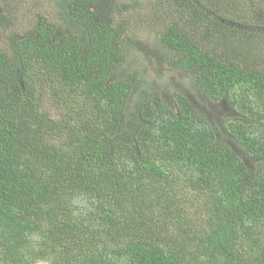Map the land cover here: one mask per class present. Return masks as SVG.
Masks as SVG:
<instances>
[{
	"label": "trees",
	"instance_id": "1",
	"mask_svg": "<svg viewBox=\"0 0 264 264\" xmlns=\"http://www.w3.org/2000/svg\"><path fill=\"white\" fill-rule=\"evenodd\" d=\"M19 1L0 0V264H264V0H154L151 52L218 121L160 90L115 0H47L21 35Z\"/></svg>",
	"mask_w": 264,
	"mask_h": 264
},
{
	"label": "rangeland",
	"instance_id": "2",
	"mask_svg": "<svg viewBox=\"0 0 264 264\" xmlns=\"http://www.w3.org/2000/svg\"><path fill=\"white\" fill-rule=\"evenodd\" d=\"M47 0H20L14 7L15 14L18 16L19 20L16 25L12 27L10 32L21 35L26 31L31 30L33 27V21L36 18L37 14H46L49 17L53 16V11L55 10V6L51 3H47ZM115 10L120 13L121 17L127 18V20L134 21L141 24L137 32L132 34L134 38L136 37V45L138 49L141 51L144 56L145 62L147 59H154L153 64L148 62L147 66L151 68L153 81L156 80L159 85H168L171 91L175 92H185L187 93L194 101V103L207 115L213 118L214 121H218L221 117L229 114L231 112L230 108L221 101L213 102L202 96L196 89L191 86V81L188 78L187 74L181 70H176L174 68H170L168 62L162 61L161 58H157L155 51L151 52L149 48V44L152 43V33L149 31L148 25L150 24V19H153V8H154V0H115ZM123 3H127L131 6L132 4H138L137 9L131 10L125 8ZM118 5V7H117ZM114 6V5H113ZM152 21V20H151ZM156 26H159V23L156 22ZM10 33L5 34V37L0 38V49L1 47H5L8 44V36ZM156 37V34H154ZM134 54H137L134 51ZM137 57V56H136ZM135 56L131 54V57L128 58L130 63H133L132 59ZM162 74L158 79V74ZM163 78V79H162ZM167 80V82L163 81ZM162 81V82H161ZM170 94V93H168ZM170 97L169 95H166Z\"/></svg>",
	"mask_w": 264,
	"mask_h": 264
}]
</instances>
